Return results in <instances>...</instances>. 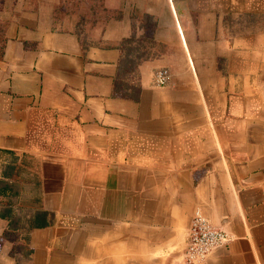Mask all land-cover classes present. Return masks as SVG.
I'll use <instances>...</instances> for the list:
<instances>
[{
  "label": "crops",
  "instance_id": "obj_1",
  "mask_svg": "<svg viewBox=\"0 0 264 264\" xmlns=\"http://www.w3.org/2000/svg\"><path fill=\"white\" fill-rule=\"evenodd\" d=\"M197 208L264 264V0H0V264H183Z\"/></svg>",
  "mask_w": 264,
  "mask_h": 264
},
{
  "label": "built area",
  "instance_id": "obj_2",
  "mask_svg": "<svg viewBox=\"0 0 264 264\" xmlns=\"http://www.w3.org/2000/svg\"><path fill=\"white\" fill-rule=\"evenodd\" d=\"M153 79L155 86H166L170 80V70L156 69ZM236 237L237 235L225 226L215 225L200 208H197L188 228V243L183 253V264L204 262L216 248L233 241Z\"/></svg>",
  "mask_w": 264,
  "mask_h": 264
}]
</instances>
